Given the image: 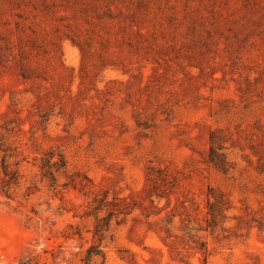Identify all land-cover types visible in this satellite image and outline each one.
<instances>
[{
  "label": "rangeland",
  "instance_id": "rangeland-1",
  "mask_svg": "<svg viewBox=\"0 0 264 264\" xmlns=\"http://www.w3.org/2000/svg\"><path fill=\"white\" fill-rule=\"evenodd\" d=\"M0 146V264H264V0H0Z\"/></svg>",
  "mask_w": 264,
  "mask_h": 264
},
{
  "label": "trees",
  "instance_id": "trees-1",
  "mask_svg": "<svg viewBox=\"0 0 264 264\" xmlns=\"http://www.w3.org/2000/svg\"><path fill=\"white\" fill-rule=\"evenodd\" d=\"M2 146H0V149ZM220 140L214 133L210 134V147H209V160L212 162L219 170L227 173L229 170V163L226 159V156L221 152ZM4 155L3 159L6 161L8 158L7 150L3 149ZM41 164L39 165V170L42 179H49L51 181V186L56 188V173L60 170H65L67 167V159L65 154L60 150H49L44 154V157L41 158ZM8 164L6 162L3 164V173L5 177L8 176ZM19 174L17 173L16 179H18ZM10 179H3V187L8 191L11 187L13 177ZM15 179V178H14ZM117 198L110 200L106 195L97 197L93 200V203L90 206L88 215L94 216L96 220L94 235L99 241H102L106 236V233L109 231L110 222L113 217H118L122 211L118 208L121 200ZM228 201L225 200L223 195L215 194L214 190L211 188L207 194V207L208 215L210 219L208 220L209 226L215 228L221 219L224 217V212L228 209L226 206ZM107 210V215L101 216L103 211ZM99 257L101 259L100 264H106L105 255L101 248L98 246L90 247L87 249L85 258L83 259L84 264H92V258ZM27 264V263H22Z\"/></svg>",
  "mask_w": 264,
  "mask_h": 264
}]
</instances>
